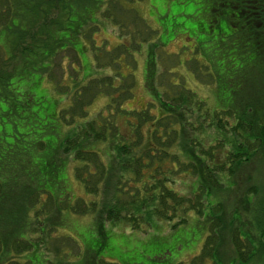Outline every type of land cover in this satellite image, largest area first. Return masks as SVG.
I'll return each instance as SVG.
<instances>
[{"label":"trees","instance_id":"obj_1","mask_svg":"<svg viewBox=\"0 0 264 264\" xmlns=\"http://www.w3.org/2000/svg\"><path fill=\"white\" fill-rule=\"evenodd\" d=\"M106 1L116 0H0V264H119L101 256L109 238L106 223L142 234L160 222L172 228L185 226L192 213L209 234L190 264H207L208 259L225 264L219 244L226 231L232 232L229 264H264V184H252L243 197L236 185L238 165H252L261 151L264 155V123L255 137L249 134V113L234 110L233 103L210 111L196 93L176 92L165 77L162 82L163 75L151 89L155 105L162 110L158 118L147 109H127L124 103L132 97V74L121 71L135 59L134 45L140 53L153 35L119 44L115 54L96 49L94 60H105L96 77L87 81L79 74L67 77L71 85L63 78L58 85L64 95L60 101L67 102L71 92L76 94L70 109L58 113L56 102L32 89L18 93L14 80L29 78L30 72L50 74L65 53L76 59L81 56L79 39L93 17L85 4L94 2L101 11ZM221 1L230 9L228 26L245 41L241 45L237 39L231 51L263 52L264 0ZM95 19L90 22L97 24V14ZM225 34L222 29L220 36ZM214 37L208 35L205 42L212 43ZM165 42L160 38V44ZM150 51L147 81L155 77L150 66L155 68L152 56L156 54ZM18 54L25 56L24 69L9 72L8 65ZM235 58L228 60L232 67ZM232 67L228 71L236 78ZM99 96L107 97V104L100 116L90 119L87 109ZM255 101L243 99L244 111H253ZM122 116L127 132L117 123ZM62 125L67 127L63 132ZM209 128L219 137L210 135L212 141L206 145L204 134ZM224 134L231 137L226 140ZM166 163H172V171L164 169ZM69 171L93 200L72 195ZM177 172L196 176L191 196L174 189L171 174ZM60 194L74 199L73 214L99 219L96 245L84 251L75 238L61 234L68 200L62 204Z\"/></svg>","mask_w":264,"mask_h":264},{"label":"rangeland","instance_id":"obj_2","mask_svg":"<svg viewBox=\"0 0 264 264\" xmlns=\"http://www.w3.org/2000/svg\"><path fill=\"white\" fill-rule=\"evenodd\" d=\"M192 1L194 2L188 3V0L106 1L101 11H99L100 8H96L94 2H88L85 5L90 6L88 9L93 12V17L91 14L89 17L95 19L97 14V24L90 22L92 18L87 20L84 31L82 30V37L79 39L82 51L77 46L81 56L76 59V56H68L65 53L64 56L61 55L60 60L58 59V64H55L56 67L50 74L30 72L31 77L22 76L25 78L14 80L15 88L18 89V93L32 89L35 94L41 97L47 96L51 101L57 103L58 113L68 106L70 109L74 106L71 100L76 94L71 92L67 102L60 101L64 95L61 96L58 85L63 78H66V83L71 85L67 77L73 79L79 74L86 81L96 77L101 73L99 67L101 68L105 61L103 59L94 60L96 49H99V52L102 51L104 55H108L107 53H112L119 44L129 45L150 34L153 37L150 41H145L144 45H140H143L140 53H138L139 46L134 45L135 54H133L136 60L131 58L129 65L124 66L121 71L126 75L132 74V97L124 103L127 109L133 111L147 109L155 118H158L162 110L158 104L155 105L157 100H154L151 89L153 83H160L158 76L163 75L162 82H165V77L176 92L186 90L196 93L198 97L206 101L207 109L210 111L226 109L233 103L234 110L249 113L247 115L248 121L251 123L249 134L259 137L261 134L259 127L262 122L264 123V98L260 97L264 95V51L252 50V48L249 53L243 48L231 51L230 46L232 47L237 39H240L241 45L245 41L244 36L237 35V31L228 26L227 18L230 15V9L221 0ZM54 13L55 10L52 11L53 18L56 17L53 15ZM101 21L105 24H100ZM222 29L226 33L224 36H220ZM208 35L209 37L215 36L212 43L209 39L208 43L205 42ZM160 38L166 41L164 45L159 43ZM157 43L160 44L159 48L155 47ZM148 44H150L149 49ZM150 50L156 54V56H152V60L156 61L155 68L150 66L151 72L153 71L155 75L153 81L146 80ZM234 52L238 55H236L235 65L232 67L231 64H228V60L236 57L233 55ZM24 59L23 54H18L8 65L7 70L9 72L22 71L25 65ZM99 61L100 64H97ZM230 67L235 71L236 78H233L232 71H228ZM219 68H222L223 72L217 71ZM177 79L178 82H176ZM247 98L256 100V108H253V111H244L246 108H244L242 100ZM107 101L105 96L96 97L87 109L89 118L100 116ZM44 102V105L48 107L50 101L45 98ZM259 103L261 106L258 108ZM28 109L31 113L30 106ZM69 115L71 114L69 113ZM225 115L226 113H224ZM19 123L23 125L22 120H19ZM117 123L120 125L121 131H128L125 117H119ZM185 126H187L186 123ZM65 127L62 125V132L67 128ZM210 135L213 138L219 137L217 131L209 128L208 134H204L206 145L212 141ZM228 136L224 134L223 138L228 140L231 137ZM36 137L39 138L38 135ZM218 158L223 159V156H218ZM250 164H241L236 168V185L241 188V197L248 194L246 192H249L247 190L252 184H264V155H262V151L258 160L254 161L252 165ZM164 169L172 171V163H166ZM171 175L174 180L172 183L174 189L191 196L196 187V176L180 175L178 172ZM69 176L72 195L76 198L83 197L86 202L93 200L86 194L84 187L73 180L72 171H69ZM58 198L61 203L66 198L68 200L64 206L67 222L65 227L60 229L61 234L75 238L84 251L92 244L96 245L99 219L93 215L73 214L70 211V206H73L74 199L62 194L58 195ZM46 199L47 196L43 195L42 200ZM243 211H245V207L242 208V214ZM199 218L198 215L192 213L185 226L172 228L169 223L160 222L153 230L142 234H131L129 230L125 231L126 227H117L106 223V232H108L109 238L101 256L109 257L110 262L116 261L119 264H190L192 259L201 253L205 238L209 234V231L199 224L201 222ZM228 224L227 221L226 228ZM223 237L219 249L223 255L224 263L229 264L231 261L229 259H233L231 256L233 255L232 232L226 231ZM206 261H208L207 264H213L210 259Z\"/></svg>","mask_w":264,"mask_h":264}]
</instances>
